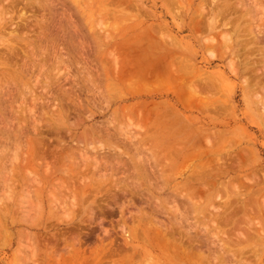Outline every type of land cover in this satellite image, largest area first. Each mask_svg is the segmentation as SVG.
<instances>
[{"label":"rangeland","instance_id":"obj_1","mask_svg":"<svg viewBox=\"0 0 264 264\" xmlns=\"http://www.w3.org/2000/svg\"><path fill=\"white\" fill-rule=\"evenodd\" d=\"M10 1L16 2L17 0H9L8 3H6L7 0H0V6L3 3L8 5ZM18 1L17 9L13 13L10 12V17L14 15L15 22L20 23L21 20L17 18V15L22 12L23 9L21 8L26 6L25 4H30L34 1L35 3H40V5L47 3V9L46 7L44 9L36 7L35 12L37 11L39 18L46 17H44L41 21L43 23L40 25L32 18L29 19L31 20H28V22H31L29 24L31 26L34 24L33 28L30 27V30L23 29L20 32H11L15 28L13 25L4 28L0 24V264H19V262L21 264H33V260L35 263L40 262L39 264H46V261L54 264V260L58 258V253L68 250L64 240L69 237V232H66L69 230L77 232L81 229L82 237H89L90 235L88 246L99 244L100 241L97 237L102 235L99 224L93 222V224L91 223V225L87 226L86 222L88 210L97 209L99 204L101 205V199L107 194L102 191L103 188L100 189V193L97 192L95 185L102 179L107 180L105 181L107 186L113 180L122 178H126L125 180L131 183L129 184L130 186L126 187L127 190L125 189L126 195L130 191L128 197L131 198V201L140 203L142 206L147 204L143 207L147 219L144 218L146 220L143 223L137 225L135 223L136 235L132 239H128L131 238L129 236L127 238L128 242H132V245L136 247V251L134 252L131 249L133 247L131 244L126 247H124V243L121 244L123 239L121 231L115 225L116 221H113L114 226L111 227L107 224L108 222L103 221V224L111 231L112 243L108 242L109 239L106 241V238H104L106 236H104V242H107H105L106 248L103 253L99 250L96 256L91 257L94 260L92 262L90 256H88L89 264H108V262L109 264H207V261L208 264H218L212 260L211 254L207 255L208 253L206 252L207 236L213 230L208 229L209 231H206L208 228L205 218L206 214L203 215L202 213H207L208 206L211 209L210 206L221 205L218 197H216L220 193L219 197L221 196L222 198L228 196V198L233 199V197L237 196L234 194L238 193L240 198L243 199L242 201L248 198L251 199L249 206L254 209V213L252 209L250 216H248L250 221L241 211H237L238 213L241 212L237 215L238 220L241 218V222L238 225L239 229L235 228L231 235L226 236L230 237L233 243L237 242L238 239L241 240L243 238L242 234L251 236L250 245L244 249V251L246 250L244 253H247H243L242 257L238 256V254L237 257H240V261L245 264H258L260 259L262 260L259 264H264V231L261 227L264 222V208L261 205L262 197L253 194L254 192L249 193V195L246 194V188L241 182L237 181L239 179H236L238 176L242 179V176L247 173L249 178L254 176L256 178L261 176V173H264V108L256 104V97H254L256 92L252 91L251 87L247 88L245 86L243 75L241 73L238 75L231 74L227 68L229 58L231 59L235 53L241 54L243 51V46L241 48V44H239L241 40L236 42V38L239 39L240 37L241 39L242 36L246 37L248 34L228 32V30L230 31L228 27H220L219 31L208 32V21L212 18H208L209 9L215 10V4H219L223 0H211L212 2H209L210 0H179V3L178 0H168V2L167 0H139L143 3V10H146V13L150 11L155 12L157 15H162L168 10L166 17H160L159 21H166L170 25L173 24L175 26V29L171 32L172 36L177 41L179 45L177 47H179L178 49L186 64L188 62L191 64L192 67L188 70L192 69L193 75H203L206 79L208 75L212 77L215 75L216 84L213 85L214 88L206 91L208 90L206 89L208 82H206L205 94L203 93L206 96L202 94V99L204 98L203 100L206 101V106L208 107H206L207 111L205 107H202V104L199 106V103L197 105L196 102L194 105L197 108L193 105L189 110L184 109L171 93H168V95L155 94L150 97L131 94L137 84L133 79L124 78L123 80V77H125L126 72L130 73L129 70H131L133 65L130 58L137 52H133L132 48L137 49L136 47L138 46L135 43V39L142 33L126 32V27L139 23V20L135 19L134 16L135 11L137 12L134 7L118 5L115 0H105V2L104 0ZM112 1L113 3H111ZM227 1L235 4L240 0ZM243 1L245 3L249 2V4L247 2V5L251 10L247 15L253 19L251 25L256 26L255 28L260 26L263 29V33L259 35L264 38V0ZM31 12L30 10L29 13ZM41 12L43 13L42 17ZM142 18L144 19L143 23L141 22L143 28L151 23V19L147 20L145 15H142ZM196 18L197 20H195ZM178 26H186V29L175 32ZM225 28H227L226 31ZM37 30H42V32ZM226 32L232 33L233 48L227 50L225 53L226 57L222 61L210 62L209 58H211L212 54L222 53L223 49L221 50L218 45L224 39L223 35H227ZM127 42L129 45L130 43L134 45L133 47L128 45L132 51L128 49ZM219 50L221 51L219 52ZM128 53L132 55L129 56L127 61ZM256 67L260 68L261 65ZM126 68L130 69H127V71ZM206 79L203 81L205 82ZM198 83L201 85L202 82H197V85ZM200 85H198V89ZM143 101L149 105V108L152 107L151 109L148 108V110H154V112L149 111L150 117H147L150 118L149 120L141 115L142 111L140 110L143 108L141 106L144 103ZM220 101L224 102L222 103L224 104L223 109L219 107ZM155 102H159L158 105L162 107L158 106V109L155 108V110ZM137 103L140 104L137 105ZM163 103L165 107H169L166 109L164 107L163 109ZM138 106L140 108L135 109ZM170 109L172 113L175 112L181 117L191 119L190 123H185L192 129L191 131L196 133L206 132L207 137L202 142L203 145L199 144L192 149L196 150L195 153L186 154V150L193 146L186 147L180 140H169L163 125L161 124V127L158 124L155 125L154 120L158 117L155 115L164 111L168 115ZM172 116L163 118L171 121ZM152 123L155 125L154 129H152L154 126H152ZM212 146L214 149H211ZM40 147L45 149L44 156L37 153L41 149ZM232 147L233 150H231ZM208 148L211 149L209 152ZM243 149L249 150L253 154L252 159L254 160L247 164L249 166L245 164L246 166L242 168L243 171L240 168L237 171L228 172L224 176H218V183L214 176L212 179H207V172L212 173L219 166L216 159L222 158L226 153L231 152V154H234ZM215 150L217 151L215 152ZM251 169L256 170L254 176L249 174ZM261 170L263 172H260ZM103 173L105 174L103 175ZM257 173L258 175H255ZM203 175L205 178L202 177ZM199 177H202V180H198L200 179ZM196 178L198 179L196 180ZM83 179L89 186L85 193L79 191L78 188L82 184ZM185 181L186 183H184ZM208 181L209 183L207 184ZM236 182H238L240 188L236 187L238 186L235 184ZM205 184L208 188L204 186ZM212 184L215 186L214 189L210 188ZM69 187L78 195L75 201V205L78 208L75 205H73L74 207L71 204L66 205L67 212L70 211L68 214L72 215L71 220L66 219L67 217L62 212L60 213V209L57 210L60 213L57 217H48V209L50 207L45 204L41 207L36 199L40 192L42 191L46 198L51 199L53 198L50 196L51 193L59 196V192L61 193L60 188H62V194L64 192L65 195ZM29 188L30 191H27ZM235 188H239L241 193ZM191 189L193 192H191ZM181 192L182 194L188 193L187 197H183ZM207 192L211 193L212 196H207ZM188 196L191 197L189 198ZM208 197L211 198L212 205H209ZM77 201H79V204ZM192 205H195L197 210L202 211V213L196 214L195 207ZM146 208L149 210L151 208L150 213ZM77 209H79V213H77ZM114 210L112 212L113 215H108L107 218L112 217L115 219L118 217L117 209ZM148 213L149 216L151 215L149 218ZM174 213L181 214L182 220L187 219L185 222L196 224V226L190 228V232L194 231L192 233L197 236L198 244L201 245L203 242V247L202 245L200 247L201 249L203 248L201 256L197 254L196 257V254L182 253L173 248L174 239L177 241L179 237L184 236L185 229L188 227L185 222L176 223ZM184 214L187 215L185 216ZM203 220L204 224L202 223ZM251 221L253 223L252 227ZM259 221H262L261 225H257L260 223ZM255 225L258 230H256ZM136 226H138V230ZM176 229L179 230L176 231ZM240 229H242V234ZM176 232L179 235L175 234ZM198 232L201 238L198 237ZM58 236L61 237V240L58 239ZM118 236L119 239H117ZM226 236L223 238L228 239ZM162 237L165 239V243ZM198 238L200 241H198ZM203 238L204 241H202ZM38 239H41V244ZM145 239L147 240L145 241ZM220 242L222 243V240ZM58 243H61V245ZM32 246L34 247L32 251L34 249L35 252L34 257L31 255L30 247ZM111 247H119L123 248V250L119 254H110ZM237 248L232 247L230 251L232 249L235 251L234 249ZM139 251L140 253H138ZM123 253H126L125 258H122L124 256ZM89 254L86 252V255ZM110 256L112 257L110 258ZM27 259L31 260L28 261ZM120 260L122 261L121 263H119Z\"/></svg>","mask_w":264,"mask_h":264},{"label":"bare ground","instance_id":"obj_2","mask_svg":"<svg viewBox=\"0 0 264 264\" xmlns=\"http://www.w3.org/2000/svg\"><path fill=\"white\" fill-rule=\"evenodd\" d=\"M9 0H7L6 3H8ZM18 1V0H17ZM14 2V1H10V3L8 5H4V3L0 6V24H2L4 26V28L6 27H10V25L14 26L15 28H11V32H20L23 29H29L30 27L34 26V24H32V26L29 24L31 22H28L29 19L32 18V20H35V22L40 25L42 24L41 21L44 19L43 13L41 15L42 18H39V14H37L35 12V10L37 9L36 7H38L39 9L42 8L44 9L47 6L46 4L40 5V3L38 4L37 2L35 3V1L33 3L30 4H25L26 6H22L21 9L22 12H19V14L17 15L18 19H20V23L19 22H15L14 20V15L10 17V14L13 13L15 11V9H17L18 7V2ZM116 3L118 5H124V6H132L135 8V10H137V12L135 11V19L139 20V23L132 25V26H128L126 27L127 31L126 32H142L139 34L138 38L135 39L136 40V44L138 47H136L137 49H133L135 52V54H130L128 53V57H127V61L129 59V56L132 55L130 58L131 59V63H133L131 70H129L130 73H127L126 71V75H124L125 77H123L125 79H133L135 81V83L137 84V87L131 91V94H134L135 96H145V97H150L152 95L155 94H166L168 95V93H171L173 97H175V99L181 104V106L184 109H190L193 107L194 103L196 102L197 105L199 103V106L202 104V107H205L206 110V101H204L202 99V94L206 91H209L210 88H214L213 85L216 84V77L214 75V77H212L211 75H206L207 79L203 76V75H193V70H188L190 69L192 66L191 64L188 62L186 64V61L183 59L182 54L180 52V50L178 49L179 47H177L178 43L177 41L174 39V36H172V30L175 29L174 25H170L168 22L166 21H159L160 17H166V15L168 14V10L165 11V13H163L162 15H157L155 12H150V13H146V10L144 9V5L142 2H140L139 0H115ZM166 1V0H165ZM28 2V1H26ZM25 2V3H26ZM105 2V0H104ZM168 2V0H167ZM173 2V1H172ZM202 2V1H200ZM209 2H212L211 0ZM248 2V1H247ZM247 2L245 3L243 0L238 1L235 4H232L231 2L227 1V0H223L221 3L219 4H215L216 9L215 10H211L209 9L208 12V18L212 17L209 21H208V32H216L219 31L218 29L220 27H228L230 29V31L228 30V32H243L245 34H248L246 37L242 36V38L239 39L236 38V42L239 40H241V48L243 46V51L241 52V54L239 53H235V55L233 56V58H229L228 62H227V68L229 69V72L231 74L234 75H238L239 73H241L244 77V84L245 86L251 87V90L256 92L255 96L256 97V104L261 105L264 108V38L259 35L262 32L263 29H261V27L259 26L258 28H255L254 26L251 25V21L253 20L252 18H249V12L251 9L248 8ZM20 3V2H19ZM113 3V1L111 2ZM115 3V2H114ZM171 3V2H170ZM169 3V5H170ZM179 3V0H178ZM193 3V2H192ZM208 3V2H207ZM218 3V2H217ZM1 4V3H0ZM168 4V3H167ZM249 4V2H248ZM28 5V6H27ZM39 5V6H37ZM209 5V4H208ZM261 5V4H260ZM103 6V5H102ZM211 6V5H210ZM20 7V6H19ZM82 7V6H81ZM184 7V6H183ZM205 7V6H204ZM207 7V6H206ZM31 8V9H30ZM119 8V6H118ZM127 8V7H126ZM176 8V7H175ZM181 8V7H180ZM208 8V7H207ZM259 8V7H257ZM261 8V7H260ZM41 9V10H42ZM133 9V8H132ZM174 9V8H173ZM30 10L32 11L31 13ZM40 10V11H41ZM182 10V9H181ZM254 10V9H253ZM207 11V10H205ZM260 11V10H259ZM11 12V13H10ZM39 12V11H38ZM115 12V11H113ZM252 12V11H251ZM101 13V11H100ZM99 13V14H100ZM194 13V12H193ZM254 13V11H253ZM181 14V13H180ZM178 14V15H180ZM16 15V14H15ZM142 15L146 16V19L149 20L151 19V23L148 24V26L146 25V27H142V23H143V18ZM101 16V15H100ZM252 16V15H251ZM206 17V16H205ZM254 18V17H253ZM46 19V18H45ZM197 20V18L195 19ZM207 20V19H206ZM31 21V20H29ZM142 22V23H141ZM196 22V21H194ZM204 22V21H203ZM254 22V21H253ZM35 23V24H36ZM207 23V21H206ZM256 23V22H255ZM15 24V25H14ZM108 26V25H107ZM121 26V25H120ZM207 26V25H206ZM119 27V25H118ZM33 28V27H32ZM31 28V30H32ZM186 29V26H178L177 30L175 32L181 31L182 29ZM256 30H255V29ZM227 28H225L226 31ZM36 31V30H34ZM38 31V30H37ZM40 32H42V30H39ZM38 31V32H39ZM23 32V31H22ZM27 32V31H24ZM258 32V33H257ZM227 33V32H226ZM225 33V34H226ZM214 37V36H213ZM135 38V37H133ZM223 40H221V42H219V47L222 50V53L220 52L221 50H219L220 53H215L212 54L211 58H209L210 62H216V61H222V59H224L226 57V52L227 50H231L233 48V43H232V33L229 34L227 33V35H223ZM263 38V39H262ZM130 39V38H129ZM128 39V40H129ZM209 39V38H208ZM211 39V38H210ZM214 39V38H213ZM173 43H172V42ZM102 43V42H101ZM128 43V42H127ZM134 43V44H135ZM109 44V43H108ZM237 44V43H236ZM129 43L127 44L128 47ZM131 45V43H130ZM129 47H133L134 45H131ZM179 46V45H178ZM128 47V49H129ZM215 47V46H214ZM181 48V47H180ZM240 48V49H241ZM64 49V48H63ZM209 49V48H208ZM130 51H132L131 49H129ZM242 50V49H241ZM125 52V51H124ZM123 52V53H124ZM127 54V53H126ZM116 57V56H115ZM140 57V58H139ZM253 58V59H252ZM254 58H256L254 60ZM188 59V58H187ZM126 61V63H127ZM128 64V63H127ZM219 64V63H218ZM193 65V64H192ZM224 65V64H223ZM257 65H261L260 68H257ZM130 69V68H126ZM65 70V69H64ZM85 70V69H84ZM200 70V69H199ZM128 71V70H127ZM195 72V71H194ZM66 73V72H65ZM209 74V73H207ZM227 74V73H226ZM128 75V76H127ZM205 75V74H204ZM218 75V74H217ZM219 78V77H218ZM206 79V81L204 82L203 80ZM49 80V79H48ZM208 80V81H207ZM46 81V80H45ZM197 82H202L201 85H205V86H201L200 83H198L199 89L197 88ZM206 82H208V86L206 87ZM47 83V82H46ZM130 83V82H129ZM128 83V84H129ZM196 83V84H195ZM131 84V83H130ZM129 84V85H130ZM135 85V84H134ZM197 85V86H196ZM196 86V87H195ZM218 86V85H217ZM131 87V85H130ZM206 87V89H205ZM216 88V87H215ZM220 88V87H219ZM28 92V91H27ZM207 93V92H206ZM205 94V93H204ZM203 96H206L204 95ZM213 95V94H212ZM212 98V97H211ZM206 100V99H205ZM164 101V100H163ZM162 101V102H163ZM144 103L141 104V106L143 107L140 111H142V116L143 118H147L150 117V113L148 110L149 105L145 103V101H143ZM166 102V101H165ZM211 102V101H209ZM153 103V102H152ZM159 102H155L154 104L156 105L154 107L158 109V106L160 107L161 105H158ZM167 103V102H166ZM223 101H220L219 103V107H222L224 104ZM140 104V103H139ZM137 103V105H139ZM151 104V102H150ZM164 104V103H163ZM136 105V106H137ZM152 105V104H151ZM214 105V104H213ZM127 106V105H126ZM226 106V105H225ZM162 107V106H161ZM165 107V104L163 106V109ZM169 107V106H168ZM168 107H165L168 108ZM194 107L197 108L196 105H194ZM218 107V108H219ZM33 108V107H32ZM140 107L138 106V108L135 109H139ZM152 108V107H151ZM149 108V109H151ZM201 108V107H200ZM208 108V107H207ZM162 109V110H163ZM212 109V106H211ZM214 109V107H213ZM220 109V108H219ZM221 109V110H222ZM33 110V109H32ZM156 110V109H155ZM203 110V109H202ZM204 110V111H205ZM254 110V109H253ZM129 111V110H128ZM154 112V110H152ZM151 111V112H152ZM207 111V110H206ZM171 109L168 112V115H166V111H164L163 113L157 114L155 116H158L156 120H154L155 125L158 124L160 127L163 125L164 129L167 131L165 132V134L168 135V139L169 140H175V141H182L183 145H185L186 147H191L189 150H186V154L188 153V155H191L193 153H195L196 150H192L194 148V146H198L199 144H202L203 141L206 140L207 134L206 132H202V133H196L195 131H191L192 129H190L188 127V125H186V122H191V119L188 118H184L181 117L179 114L177 113H172L171 115ZM199 112H201L199 110ZM250 112V111H249ZM33 113V112H32ZM131 113V112H130ZM129 113V114H130ZM144 113V114H143ZM223 113V112H222ZM262 113V112H261ZM128 114V113H127ZM146 114V115H145ZM170 114V115H169ZM206 114V113H205ZM226 114V113H225ZM153 115V114H152ZM219 115V114H218ZM34 116V115H33ZM36 116V115H35ZM168 116V117H166ZM172 116L171 121L165 118H170ZM228 116V115H227ZM152 117V116H151ZM165 117V118H163ZM141 118V117H139ZM263 118V117H262ZM56 119V118H55ZM148 120L150 118H147ZM146 120V119H145ZM147 120V121H148ZM151 121V120H150ZM193 121V120H192ZM146 122V121H145ZM149 122V121H148ZM194 122V121H193ZM192 122V123H193ZM147 123V122H146ZM154 123H152V126L154 125ZM20 124V123H19ZM54 124V123H53ZM162 124V125H161ZM249 124V123H248ZM155 125L152 127V129H154ZM252 125V124H251ZM3 126V125H2ZM158 126V127H159ZM61 127V126H59ZM65 127V126H64ZM150 127V128H151ZM151 129V130H152ZM199 131V130H197ZM90 132V131H89ZM214 132V131H213ZM35 133V132H34ZM37 133V132H36ZM58 133V132H57ZM71 133V132H70ZM22 134V132H21ZM163 134V133H162ZM164 134V135H165ZM219 134V132H218ZM217 134V135H218ZM18 138V137H17ZM166 138V137H165ZM217 138V137H216ZM71 139V138H70ZM210 139V138H209ZM215 139V138H214ZM84 140V139H83ZM209 141V140H208ZM219 142V141H218ZM210 143V142H209ZM214 143V142H213ZM217 144V142H216ZM10 145V144H9ZM69 145V144H67ZM179 145V144H178ZM177 145V146H178ZM203 145V144H202ZM33 146V145H32ZM86 146V145H85ZM94 146V145H93ZM103 146V145H102ZM181 146V145H180ZM91 147V145H90ZM17 148V146H16ZM41 148V147H40ZM82 148V147H81ZM86 148V147H85ZM165 148V147H164ZM171 148V147H170ZM214 149V147L212 146L211 149ZM93 149V148H92ZM102 149V147H101ZM104 149V148H103ZM182 149V148H181ZM208 148V152L209 150H211ZM220 149V148H219ZM241 149V148H240ZM60 150V149H59ZM75 150V149H74ZM120 150V149H119ZM228 150V149H227ZM230 150V149H229ZM233 150V147L232 149ZM34 151V150H32ZM37 151V149H36ZM50 151V150H49ZM67 151V150H66ZM86 151V150H85ZM96 151V149H95ZM102 151V150H101ZM213 151V150H212ZM217 150H215L216 152ZM3 152V151H2ZM55 152V151H54ZM63 152V151H62ZM123 152V151H122ZM214 152V153H215ZM227 152V151H226ZM230 152V151H229ZM37 153H39V155L44 156L45 155V149L41 148ZM78 153V152H77ZM205 153V152H204ZM211 153V152H210ZM209 153V154H210ZM219 153V152H218ZM1 154V153H0ZM47 154V153H46ZM53 154V153H52ZM58 154V153H57ZM114 154V153H113ZM178 154V153H177ZM180 154V153H179ZM38 155V154H37ZM50 155V154H48ZM61 155V154H60ZM205 155V154H204ZM216 155V154H215ZM10 157V156H9ZM203 157V156H202ZM103 158V157H102ZM193 158V157H192ZM253 158V154L249 151V150H240L235 152L234 154L230 153H226L222 158H218L216 159V161L219 163V166L216 167V169L212 172V173H208L207 172V179H212L214 176V179L216 180V182L218 183L217 179L218 176L220 175H225L228 172H234L239 170L240 168H244V166H246L247 164H250V161L253 162L252 159ZM96 159V158H95ZM166 159V158H165ZM35 160V159H34ZM118 160V159H117ZM73 161V160H72ZM77 161V160H76ZM83 161V160H82ZM90 161V160H89ZM98 161V160H96ZM122 161V160H121ZM148 161V160H147ZM120 162V161H119ZM124 162V161H123ZM221 162V164H220ZM40 163V162H39ZM113 163V162H112ZM201 163V162H200ZM206 163V162H204ZM203 163V164H204ZM257 163V162H256ZM61 164V163H60ZM125 164V163H124ZM128 164V163H127ZM147 164V163H146ZM246 164V165H245ZM95 165V164H94ZM121 165V164H120ZM211 165V164H210ZM249 166V165H247ZM49 167V166H48ZM77 167V166H76ZM50 168V167H49ZM95 168V167H94ZM198 168V167H197ZM212 168V167H211ZM214 169V166H213ZM212 169V170H213ZM187 170V169H186ZM196 170V169H195ZM247 170V169H246ZM259 170V169H258ZM144 171V170H142ZM208 171V170H207ZM243 171V169H242ZM256 170L251 169L250 173L251 175L254 176ZM264 171V170H263ZM262 170L260 172H263ZM4 172V171H3ZM10 172V171H9ZM197 172V170H196ZM204 172V171H203ZM258 172V171H257ZM2 173V172H1ZM17 173V172H16ZM48 173V172H47ZM91 173V172H90ZM102 173V172H101ZM192 173V172H191ZM190 173V174H191ZM105 173H103L104 175ZM241 174V173H240ZM248 174V173H247ZM247 174L245 176H242V179L239 178V176L236 179L238 182H241L243 184V186L246 188V194L249 195V193H253L256 195H259L260 197H262L261 199V205L264 208V173H261V176L259 177H247ZM238 175V174H237ZM250 175V176H251ZM255 175H258L255 174ZM5 176V175H3ZM110 176V175H109ZM101 177V176H100ZM196 177V176H195ZM204 177V175L202 176ZM201 177V178H202ZM231 177V176H230ZM19 178V177H18ZM82 178V177H81ZM103 178V176H102ZM104 178H106L104 176ZM115 178V177H114ZM134 178V177H133ZM200 178V177H199ZM198 179L196 178V180H202V179ZM205 178V177H204ZM2 179V178H1ZM4 179V178H3ZM126 179V178H125ZM125 179H119V180H113L112 183L108 184L107 186L105 185V181H107L106 179H102L98 182L96 186V189L98 190L97 192H101L100 189L103 188L102 191H105L107 194H105V197H103L101 199V205L99 204V206L97 207V209L93 210L90 209L88 210L87 213V226L91 225V223L93 224V222L99 224V227L102 231V235L100 237H97V239L100 241L99 244H95L92 246H88L87 244L89 243V237L85 236L82 237L81 235V229L78 230L77 232H72V231H66L69 232V237L67 239L64 240L65 244H67L68 246V250L66 252H59L58 253V258H56L54 260V264H89V257L90 256V260L92 262L93 259H91V257L93 258L94 256H96L99 253V250L103 253L104 249L106 248V241L108 240V242L112 243V238H111V231L109 230V228L103 224V221H106V223L108 225L114 226L113 221H116V226L118 227V229L121 231V237L123 239L124 243V247L128 246V245H132V242H128V239H132L134 238V236L136 235V230H135V223L136 225L139 223H143L146 219H147V215L145 216V213L143 211V207L146 206H142V204L140 203H135L131 201V198L128 197V194L126 195V191L127 190V186H130L128 181H126ZM150 179V178H149ZM189 179V178H187ZM232 179V178H231ZM234 179V178H233ZM36 180V179H33ZM43 180V179H42ZM130 180V179H127ZM153 180V179H152ZM193 180V179H191ZM204 180V179H203ZM78 181V180H77ZM87 181V179H86ZM93 181V180H92ZM95 181V180H94ZM132 181V180H131ZM214 181V180H213ZM233 181V180H232ZM13 182V181H12ZM59 182V181H58ZM222 182V181H221ZM224 182V180H223ZM238 182H236L235 184H237L239 187ZM11 183V182H10ZM63 183V181H62ZM75 183V181H74ZM95 183V182H94ZM152 183V182H151ZM186 183V181L184 182ZM209 183V181L207 182V184ZM232 183V182H231ZM240 183V185H241ZM90 184V183H89ZM136 185V183H134ZM181 184V183H180ZM183 184V183H182ZM196 184V183H195ZM12 185V184H11ZM22 185V184H21ZM66 185V184H65ZM93 185V184H90ZM134 185V187H135ZM138 185V184H137ZM146 185V184H145ZM184 185V184H183ZM193 185V184H191ZM230 185V184H229ZM53 186V185H52ZM76 186V183H75ZM160 186V185H159ZM176 186V185H175ZM205 187L206 184L204 185ZM223 186V185H222ZM221 186V187H222ZM242 186V187H243ZM11 187V186H9ZM15 187V186H14ZM13 187V188H14ZM27 187V186H26ZM55 187V186H54ZM63 187V185H62ZM66 187V186H65ZM73 187V186H72ZM133 187V186H131ZM143 187V186H142ZM141 187V188H142ZM188 187V186H187ZM224 187V186H223ZM227 187V186H226ZM231 187V186H230ZM229 187V188H230ZM28 188V187H27ZM64 188V187H63ZM79 191H83V193H85L86 189L89 188V186L87 185V183L85 182V180L83 179L82 184L78 187ZM138 188V187H137ZM194 188V187H193ZM192 188V189H193ZM208 188V187H207ZM210 188H215V186H213V184L210 186ZM240 188V187H239ZM239 188H235V190L237 189L239 191ZM61 189V193L59 192V196L51 193L50 196L53 197L51 199L46 198L44 193L41 191L40 195L36 198L38 203L40 204V206L42 207L43 204L47 205L48 207H50L49 210V216L48 217H57V215H59L61 212L62 214H64V216H66V219H70L72 217V215H69L67 212V208L66 205L67 204H71L72 206L75 205V201H76V195L75 191L72 188H68L67 192H66V196L64 195V192L62 194V188ZM180 189V188H179ZM191 189V192H193V190ZM196 189V188H195ZM51 190V189H50ZM129 190V189H128ZM186 191V189H184ZM211 190V189H208ZM225 190V187H224ZM9 191H11L9 189ZM30 191V188L29 190ZM58 191V189H57ZM188 191V190H187ZM201 191V190H200ZM244 191V190H243ZM4 192V191H3ZM26 192V191H25ZM78 192V191H77ZM179 192V191H178ZM199 192V191H198ZM210 192V191H209ZM207 192V196L211 195V193ZM215 192V191H214ZM219 192V190H218ZM96 193V192H95ZM133 193V192H132ZM131 193V194H132ZM184 193V192H183ZM190 193V191H189ZM197 193V192H196ZM233 193V192H232ZM239 193H241L239 191ZM243 193V192H242ZM28 194V193H27ZM92 194V193H90ZM176 194V193H175ZM182 194V192H181ZM188 194V193H187ZM187 194H182L183 197H187ZM201 194V193H200ZM199 194V196H201ZM226 194V191H225ZM234 194V193H233ZM6 195V194H5ZM48 195V194H47ZM55 195V196H54ZM192 195V194H191ZM198 195V194H197ZM221 195V193L219 194ZM219 195L217 194L216 197H218L221 205L219 204V206H210L211 209L208 206L207 209V213L202 211L197 210V208L194 206V210L196 211V214H206V220H207V229L206 231H209L210 229L213 230V232L207 236V250L206 252L208 253L207 255L211 254L212 256V260L215 261V263L217 262L218 264H245L243 262L240 261V257L245 251L244 249H246L249 245H250V240H251V236L248 235H243L242 234V229H240L241 234H242V239H238L237 242H231L232 240L230 239V237L228 238V235H231L234 231L235 228H238V225L241 222V218L240 220H238V214L239 213H243V215L247 218L248 216H250L251 214V207L249 206V201H251V199H246L245 201H242L243 199L240 198V195L238 193H235L234 195H237L236 197H233V199L228 198V196H224V198H222L221 196L219 197ZM224 195V194H223ZM9 196V195H8ZM94 196V195H93ZM92 196V197H93ZM212 196V195H211ZM143 197V196H141ZM171 197V196H170ZM181 197V198H183ZM189 197V196H188ZM191 197V196H190ZM189 197V198H190ZM256 197V196H254ZM9 198V197H7ZM80 198V197H79ZM78 198V199H79ZM154 198V197H153ZM196 198V197H195ZM209 198V197H208ZM208 203L209 205L211 204V198H209ZM243 198V196H242ZM10 199V198H9ZM133 199V198H132ZM135 199V198H134ZM1 200V199H0ZM11 200V199H10ZM29 200V199H28ZM31 200V199H30ZM88 200V199H87ZM99 200V199H98ZM141 200V199H140ZM189 200V199H188ZM215 200V199H214ZM3 201V199H2ZM100 201V200H99ZM191 201V200H190ZM256 201V198H255ZM10 202V201H9ZM32 202V201H31ZM79 201H77L78 203ZM82 202V201H81ZM85 202V201H84ZM88 202V201H87ZM86 202V203H87ZM141 202V201H140ZM159 202V201H158ZM194 202V199H193ZM196 202V201H195ZM27 203V202H26ZM143 203V202H142ZM192 203V201H191ZM253 203V202H252ZM7 204V203H6ZM17 204V203H16ZM23 204V203H21ZM79 204V203H78ZM183 204V203H182ZM193 204V203H192ZM215 204V202H214ZM213 204V205H214ZM255 204H257V202H255ZM9 205V204H8ZM85 205V204H84ZM212 205V204H211ZM12 206V205H10ZM21 206V205H20ZM76 206V205H75ZM96 206V205H95ZM197 206V204H196ZM257 206V205H256ZM8 207V206H7ZM38 207V206H37ZM74 207V206H73ZM77 207V206H76ZM75 207V209H76ZM80 207V206H79ZM94 207V206H92ZM155 207V206H154ZM223 207H225V209H223ZM253 207V206H252ZM4 208V206H3ZM6 208V207H5ZM78 208V207H77ZM204 208V207H203ZM202 208V209H203ZM31 209V208H30ZM39 209V207H38ZM58 209H60V213L59 211H57ZM114 209H117L119 215L117 218H112L109 217L107 218L108 215H111L113 211H115ZM145 209V208H144ZM147 209V208H146ZM201 209V210H202ZM258 209V208H257ZM22 210V209H21ZM27 210V209H26ZM29 210V209H28ZM40 210V209H39ZM71 210V209H70ZM79 209H77V213ZM149 210V209H147ZM151 210V208H150ZM149 210V213H150ZM193 210V208H192ZM206 210V209H205ZM204 210V211H205ZM259 210V209H258ZM41 211V210H40ZM237 211H241V212H237ZM257 211V210H256ZM260 211V210H259ZM9 212V211H8ZM84 212V211H83ZM154 212V211H153ZM159 212V211H158ZM157 212V213H158ZM177 212V211H176ZM23 213V212H22ZM29 213V211H28ZM81 213V212H80ZM147 213V211H146ZM148 213V218L151 216H149ZM253 213H254V209H253ZM262 213V212H261ZM43 214V211H42ZM41 214V216H42ZM163 214V213H162ZM174 220L176 221V223H183L185 222V220L187 219H183V217H181V214L179 213H174ZM2 215V214H1ZM78 215V214H77ZM113 215V214H112ZM153 215V214H152ZM185 216L187 214H184ZM263 215V213H262ZM29 216V215H28ZM40 216V217H41ZM69 216V217H68ZM195 216V215H194ZM252 217V216H251ZM24 218V217H23ZM28 218V217H27ZM76 218V217H75ZM144 218H146L144 220ZM203 217V219H205ZM243 218V217H242ZM263 218V217H262ZM2 219V218H1ZM29 219V218H28ZM39 219V217H38ZM61 219V218H60ZM157 219V217H156ZM154 219V220H156ZM171 219V218H170ZM249 219V217H248ZM253 219V218H252ZM62 220V219H61ZM71 220V219H70ZM150 220V219H149ZM161 220V219H160ZM199 220V219H198ZM264 220V219H263ZM21 221V220H20ZM35 221V220H34ZM69 221V220H68ZM162 221V220H161ZM190 221V220H189ZM248 221V220H247ZM250 221V219H249ZM29 222V221H28ZM163 222V221H162ZM174 222V221H172ZM246 222V220H245ZM244 222V223H245ZM260 222V221H259ZM159 223V222H158ZM165 223V222H164ZM187 223V222H185ZM204 224V220L202 222ZM249 223V222H248ZM252 223V221H251ZM250 223V224H251ZM257 223V222H256ZM262 221L257 224V225H261ZM170 224V223H169ZM174 224V223H173ZM264 224V222H263ZM263 224L261 225V227L263 228L264 231V227ZM33 225V224H32ZM81 225V224H80ZM156 225V223H155ZM176 225V224H175ZM188 227L185 229V234L184 236L179 237V239L177 241H175L174 239V243H173V248L182 252V253H193L196 254L195 256L197 257V254L201 256V252L202 249L200 248L201 245L198 244L197 242V236H194L192 232H190V228L196 226L193 225L192 223H187ZM253 223L251 224L252 227ZM82 226V225H81ZM86 226V229H87ZM98 226V225H97ZM145 226V225H144ZM151 226V225H150ZM158 226V225H157ZM178 226V225H177ZM186 226V225H185ZM7 227V226H6ZM75 227V226H73ZM83 227V226H82ZM81 227V228H82ZM137 230H138V226ZM171 227V225H170ZM179 227V226H178ZM181 227V226H180ZM205 227V226H204ZM173 228V226L171 227ZM170 228V229H171ZM202 228V227H201ZM256 228V225H255ZM43 229V228H42ZM72 229V228H71ZM76 229H78L76 227ZM90 229H92L90 227ZM113 229V228H112ZM142 229V228H140ZM139 229V230H140ZM165 229V228H163ZM169 229V230H170ZM184 229V228H183ZM194 229V228H193ZM198 229V228H197ZM209 229V230H208ZM239 229V228H238ZM237 229V231H238ZM68 230V229H67ZM75 230V229H74ZM83 230V229H82ZM149 230V229H148ZM179 230V229H178ZM176 229V231H178ZM196 230V229H195ZM248 230V229H247ZM256 230H258V228H256ZM24 231V230H23ZM85 231V230H84ZM91 231V230H90ZM99 231V230H98ZM113 231V230H112ZM119 231V232H120ZM158 231V229H157ZM164 231V230H163ZM183 231V230H182ZM204 231V230H203ZM201 231V232H203ZM9 232V231H8ZM150 232V231H149ZM200 232V231H199ZM199 232L197 234H199ZM205 232V231H204ZM246 232V231H243ZM11 233V232H10ZM57 233V232H56ZM84 233V232H83ZM87 233V232H86ZM113 233H115L113 231ZM142 233V232H141ZM155 233V232H153ZM158 233V232H157ZM192 233V234H191ZM196 233V232H195ZM249 233V231H248ZM259 233V232H258ZM58 234V233H57ZM62 234V233H61ZM66 234V233H65ZM140 234V233H139ZM156 234V233H155ZM167 234V233H166ZM175 234H178L177 232ZM174 234V235H175ZM240 234V233H238ZM245 234V233H244ZM12 235V234H10ZM64 235V234H63ZM144 235V234H143ZM153 235V234H152ZM163 235V234H162ZM161 235V236H162ZM173 235V236H174ZM179 235V234H178ZM227 235V236H226ZM236 235V234H235ZM234 235V237H235ZM256 235V234H255ZM254 235V236H255ZM43 236V235H42ZM106 236V237H104ZM131 237V238H128ZM226 236L228 239H224L223 237ZM29 237V236H28ZM39 237H41L39 235ZM38 237V238H39ZM46 237V235H45ZM44 237V238H45ZM61 240V237L58 236ZM64 237V236H63ZM104 238H106V243L104 242ZM108 237V238H107ZM114 237V235H113ZM117 237V234H116ZM146 237V236H145ZM155 237V236H154ZM165 237V235H164ZM184 237V238H183ZM200 237V234L199 236ZM21 238V237H20ZM24 238V237H23ZM22 238V239H23ZM32 238V237H31ZM53 238V237H52ZM92 238V237H91ZM115 238V237H114ZM128 238V239H127ZM169 238V237H168ZM171 238V237H170ZM201 238V237H200ZM47 239V238H46ZM51 239V238H50ZM96 239V240H97ZM119 239V236L118 238ZM121 239V240H122ZM144 239V237H143ZM156 239V238H155ZM160 239V238H159ZM162 239H164L162 237ZM161 239V242H162ZM206 239V238H205ZM26 240V239H25ZM39 240V239H38ZM41 240V239H40ZM40 240L38 241L40 243ZM49 240V239H47ZM95 240V241H96ZM147 239H145L146 241ZM157 240V239H156ZM155 240V241H156ZM222 240V243L220 242ZM31 241V240H30ZM53 241V240H52ZM51 241V243H52ZM91 241V239H90ZM117 241V240H115ZM132 241V240H129ZM198 241L199 238H198ZM204 241V238L203 240ZM29 242V239H28ZM27 242V243H28ZM35 242V241H34ZM43 242V241H42ZM119 242V241H118ZM149 242V241H148ZM30 243V242H29ZM32 243V242H31ZM37 243V244H39ZM44 243V242H43ZM47 243V242H46ZM45 243V244H46ZM93 243V242H92ZM117 243V242H115ZM164 243H165V239H164ZM197 243V244H196ZM23 244V243H22ZM41 244V243H40ZM39 244V245H40ZM61 245V243H58ZM149 244V243H148ZM169 244V243H168ZM29 245V244H28ZM44 245V244H43ZM51 245V244H50ZM49 245V246H50ZM63 245V244H62ZM90 245V244H89ZM116 245V244H115ZM151 245V244H150ZM25 246V245H22ZM46 246V245H45ZM114 246V245H113ZM118 246V244H117ZM120 246V245H119ZM133 246V245H132ZM5 247V246H4ZM26 247V246H25ZM28 247V246H27ZM37 247V246H36ZM35 247V248H36ZM59 247V245H58ZM61 247V246H60ZM134 247V248H133ZM131 249L135 252V246H133ZM147 247V246H146ZM203 247V245H202ZM214 247V248H212ZM232 247H238L237 249H234L235 251H233V249L230 251V248ZM29 248V247H28ZM27 248V249H28ZM32 248H34L33 246L30 247L31 251ZM50 248V247H49ZM52 248V247H51ZM112 248V247H111ZM128 248V247H127ZM170 248H172L170 246ZM29 249V250H30ZM42 249V248H41ZM40 249V250H41ZM44 249V246H43ZM57 249V248H56ZM63 249V248H62ZM120 249V250H119ZM126 249V248H124ZM130 249V250H131ZM20 250V249H19ZM60 250V248H59ZM58 250V251H59ZM64 250V249H63ZM108 250V249H107ZM123 248H112L109 253L110 254H119L120 251H122ZM127 250V249H126ZM126 250H124L126 252ZM170 250V249H169ZM57 251V252H58ZM251 251V249H250ZM49 252V251H48ZM86 252L90 253L89 255H86ZM130 252V251H129ZM204 252V251H203ZM204 252V253H206ZM230 252V253H229ZM253 252V251H251ZM20 253V252H19ZM56 253V252H55ZM128 253V251H127ZM140 253V251L138 252ZM247 253V252H246ZM244 253V254H246ZM249 253V252H248ZM124 254V253H123ZM122 254V255H123ZM134 254V253H133ZM136 254V253H135ZM31 255L34 257L35 256V252L34 249L31 253ZM37 255V254H36ZM106 255V254H105ZM109 255V254H108ZM177 255V254H176ZM181 255V253H180ZM120 256V255H119ZM126 253L124 254V256L122 258H125ZM134 256V255H133ZM136 256V255H135ZM137 256H139L137 254ZM179 255H177L178 257ZM98 257V256H97ZM112 256H110L111 258ZM242 257V256H241ZM245 257V256H244ZM28 258V257H27ZM38 258V257H35ZM109 258V256H108ZM150 258V257H149ZM152 258V257H151ZM209 258V257H208ZM179 259L180 256H179ZM207 259V256H206ZM247 259V258H245ZM250 259V258H249ZM252 259V258H251ZM18 260V259H17ZM28 260V259H27ZM31 260V259H29ZM28 260V261H29ZM127 260V259H126ZM203 260V259H202ZM254 260V259H253ZM262 259L259 260V262ZM22 261V260H21ZM94 261V260H93ZM107 261V260H106ZM110 261V260H109ZM246 261V260H245ZM248 261V259H247ZM251 261V260H250ZM249 261V263H251ZM24 262V261H23ZM32 262V261H31ZM101 262V261H100ZM122 261L120 260L119 263H121ZM258 262V264H259ZM27 263V262H26ZM40 263V262H39ZM39 263H35V261L33 260V264H39ZM102 263V262H101ZM104 263V262H103ZM114 263V262H113ZM248 263V262H247ZM253 263V261H252ZM19 264H21L19 262ZM46 264H52L50 261H46ZM109 264V262H108ZM111 264V263H110ZM115 264V263H114ZM149 264V263H148ZM151 264V263H150ZM208 264V261H207Z\"/></svg>","mask_w":264,"mask_h":264}]
</instances>
